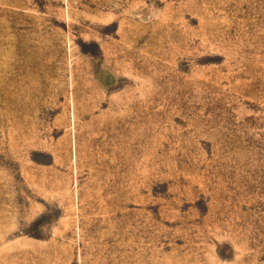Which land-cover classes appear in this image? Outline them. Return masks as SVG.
Returning <instances> with one entry per match:
<instances>
[{"label":"rangeland","instance_id":"obj_1","mask_svg":"<svg viewBox=\"0 0 264 264\" xmlns=\"http://www.w3.org/2000/svg\"><path fill=\"white\" fill-rule=\"evenodd\" d=\"M0 264H264V0H0Z\"/></svg>","mask_w":264,"mask_h":264}]
</instances>
